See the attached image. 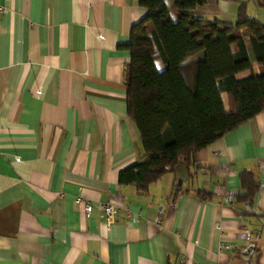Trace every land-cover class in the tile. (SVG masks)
I'll use <instances>...</instances> for the list:
<instances>
[{
    "label": "crops",
    "instance_id": "crops-1",
    "mask_svg": "<svg viewBox=\"0 0 264 264\" xmlns=\"http://www.w3.org/2000/svg\"><path fill=\"white\" fill-rule=\"evenodd\" d=\"M213 1L235 22L237 5ZM144 14L136 0H0V264H264V111L145 194L118 183L142 159L118 46ZM242 171L251 205L235 201ZM99 203L116 209L108 229Z\"/></svg>",
    "mask_w": 264,
    "mask_h": 264
},
{
    "label": "trees",
    "instance_id": "trees-1",
    "mask_svg": "<svg viewBox=\"0 0 264 264\" xmlns=\"http://www.w3.org/2000/svg\"><path fill=\"white\" fill-rule=\"evenodd\" d=\"M225 1L237 5L235 22L198 16L206 0H173L170 9L163 0H136L145 14L118 47L129 53L126 114L142 159L119 172L120 185L147 193L179 163L189 169L195 153L264 111V25L248 17L246 1ZM255 2L264 8V0ZM238 180L236 203L251 205L257 179L242 171Z\"/></svg>",
    "mask_w": 264,
    "mask_h": 264
},
{
    "label": "rangeland",
    "instance_id": "rangeland-1",
    "mask_svg": "<svg viewBox=\"0 0 264 264\" xmlns=\"http://www.w3.org/2000/svg\"><path fill=\"white\" fill-rule=\"evenodd\" d=\"M247 2V15L249 18L256 20L260 23H262L264 25V8H260L257 6L255 0H245ZM214 1L213 0H207V6L205 7V11H208L206 15L207 20H213L215 17L214 16H218V15H213L215 14L214 10H213V6H214ZM230 7L232 10L236 8V4L234 3H230ZM234 16V15H233ZM231 15H226V16H218L216 18H220L221 20H225V21H229V22H233L234 21V17Z\"/></svg>",
    "mask_w": 264,
    "mask_h": 264
},
{
    "label": "built area",
    "instance_id": "built-area-1",
    "mask_svg": "<svg viewBox=\"0 0 264 264\" xmlns=\"http://www.w3.org/2000/svg\"><path fill=\"white\" fill-rule=\"evenodd\" d=\"M226 202H230L229 200H226ZM76 204L80 203V199L77 198L75 200ZM98 208L101 212V215L103 217V223L104 226L108 229L114 222V214L116 212L115 207L110 203H99ZM83 209L86 214H89L91 212V204L89 202H85L83 204Z\"/></svg>",
    "mask_w": 264,
    "mask_h": 264
}]
</instances>
